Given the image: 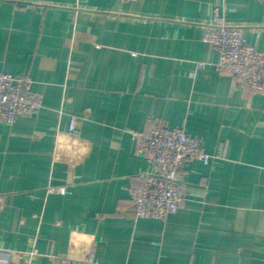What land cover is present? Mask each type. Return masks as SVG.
I'll return each instance as SVG.
<instances>
[{
	"label": "crops",
	"instance_id": "1",
	"mask_svg": "<svg viewBox=\"0 0 264 264\" xmlns=\"http://www.w3.org/2000/svg\"><path fill=\"white\" fill-rule=\"evenodd\" d=\"M216 16L264 52V0H0V73L42 100L0 123L9 264H264V97L216 70ZM156 126L211 157L164 220L131 198L150 170L133 133Z\"/></svg>",
	"mask_w": 264,
	"mask_h": 264
},
{
	"label": "built area",
	"instance_id": "2",
	"mask_svg": "<svg viewBox=\"0 0 264 264\" xmlns=\"http://www.w3.org/2000/svg\"><path fill=\"white\" fill-rule=\"evenodd\" d=\"M203 41L217 53L214 66L219 73L234 77L241 88L264 97V52L247 44L242 26L231 25L216 16L214 22L205 26ZM41 108L42 100L32 90L30 77L0 73V123L13 124ZM133 139L138 154L150 168L142 184L131 193L134 216L164 220L182 206L184 166L191 161L208 164L211 157L182 129L156 126L148 132L133 133ZM48 192L68 193L64 187H49ZM91 257L87 264L93 263ZM0 264H9L8 257L0 256Z\"/></svg>",
	"mask_w": 264,
	"mask_h": 264
}]
</instances>
